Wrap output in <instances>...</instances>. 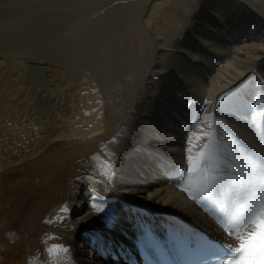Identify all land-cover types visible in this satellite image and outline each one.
<instances>
[{
	"label": "bare ground",
	"instance_id": "6f19581e",
	"mask_svg": "<svg viewBox=\"0 0 264 264\" xmlns=\"http://www.w3.org/2000/svg\"><path fill=\"white\" fill-rule=\"evenodd\" d=\"M103 4L111 19L96 23L92 19ZM253 11L264 14V0H0V176L41 157L52 160L50 173L70 162L61 153L63 147L88 141L95 144L99 179L91 173L90 180L69 188L70 202L77 205L75 217L63 212L39 230L18 264H138L119 258L115 237L131 243L141 230L150 243L158 229L170 226L161 219L153 227L152 216L116 205L121 196L184 212L197 228L222 236L174 184L179 170L187 169L186 157L198 155L204 140L198 137L208 125L193 124L205 110L217 125L220 118L264 153L252 132L253 122H264V105L254 106L264 97V24L255 21ZM65 13L68 21L57 26ZM130 16L135 17L132 25ZM133 29L136 46L130 43ZM144 39L152 43L146 47ZM146 50H155L147 62L142 59ZM255 68L262 75L253 79ZM233 87H238L236 94L216 105ZM190 132L195 135L189 146ZM221 135L229 162L237 169L245 167ZM126 151L131 173L114 179L112 171L118 170ZM87 189L98 198L82 209L76 201ZM113 206L121 207L120 220L127 225L105 224L112 219ZM11 221H0V252L18 255L15 250L25 244L26 234L24 229L11 230ZM91 224L97 228L88 231L85 226ZM100 230L114 234L99 241ZM63 236L76 243L78 261L70 251L49 256L47 249L53 245L65 248ZM3 260L0 255V264Z\"/></svg>",
	"mask_w": 264,
	"mask_h": 264
},
{
	"label": "rangeland",
	"instance_id": "374dc122",
	"mask_svg": "<svg viewBox=\"0 0 264 264\" xmlns=\"http://www.w3.org/2000/svg\"><path fill=\"white\" fill-rule=\"evenodd\" d=\"M103 6L104 4L100 5V8H98L100 13L97 14V17H99V19L96 17L92 19V21L98 23L106 19H111V14L107 13ZM67 14L68 13H65L62 18L56 21L57 26H61L68 21L67 16H65ZM252 15L256 22L264 24L263 13L253 11ZM134 18V16H130L128 20L129 25L133 24ZM137 20L139 24H142V15L138 16ZM138 29L140 31L139 35H143V29L140 26H138ZM129 31L127 35H129ZM135 35L133 29V33L129 35L130 43L136 46L137 39ZM151 43V41L144 39L143 44L146 45V47ZM127 46L130 47L128 44ZM154 52L155 50L153 53ZM153 53L152 51L149 53V50H146L142 54V59L145 57L147 62L148 54L152 55ZM141 69L143 71L146 69L145 64L141 63ZM260 70L259 68H255L254 72L250 73L253 79L256 78V75H260L261 77L262 74ZM5 81L7 80H4V82ZM10 83L11 82H6V87L11 88L12 86H10ZM3 87L5 88V86ZM237 90L238 87L228 89L218 97L215 104H223L233 97ZM13 95L15 98H21L19 95ZM244 122L248 123L249 121L248 119H244ZM217 123L218 125L215 123L213 127L215 129L216 139L219 143L221 156L226 161V171L223 173L226 176L224 184L217 189L214 199L201 203H197L195 200L191 199L186 192H182L181 188H178L183 193V196H185V199L192 203L195 212L207 218L210 223L221 232L222 236H217L212 234V232L197 228L193 225L192 221L183 214L184 212H175L165 208L160 209L151 205H143L132 197L124 198L121 196L122 199L116 197L117 202L115 204L128 206L133 214L138 213L148 217L152 216L150 221L154 224L153 227H158L160 224L158 220L161 219H164L168 226H170L168 228L158 229L159 233L157 238L151 240L150 243L147 242L145 233H142L139 228L138 230L140 231L137 235L138 240L135 239L134 242L125 243V241L123 242L115 237V240L119 241V253H123L119 255V258L123 256L126 262L133 261L132 263L137 260L138 264H140V262L141 264H217V261L229 257L230 247L235 245V241L227 235L222 225L234 214L237 204L241 202V198L246 191L252 187L253 184L257 183L258 177L256 174L252 173L250 169L246 167L237 169L229 162L226 157V150H224L226 145L221 131L229 140L237 156L238 153H243L252 160L261 162L264 161V153H261L247 144L231 126L223 124L220 118ZM253 126V136L264 151V122L257 119L253 122ZM219 130L221 131L219 132ZM136 141L138 140H134L133 142L135 143ZM206 142L207 139L205 137L199 148L198 154L202 151ZM138 145H141L140 142ZM63 148L64 149H61V153L67 154L66 157H71L70 162L60 167H54L50 173L48 172L49 168L52 166V160L43 161V157H41L38 158V161L34 164L24 162L12 168L8 173H4L0 176V221L10 218L12 220L9 226L10 229L21 233H23L24 229L26 234L25 244L23 246L19 245L15 250L19 252L18 255L0 252V255H2L5 260H3L2 264H18V261L28 254L31 242L36 241L37 236L41 233L40 231L44 230L47 225H51V222L59 218L61 213L68 211L71 217H75L74 213L76 211L74 210L77 205L70 202L69 188L71 186L75 187L79 184H83V182H86V178L90 180L91 178L88 176L91 173H93L92 175L94 176L92 179H98V172L94 162L96 156L95 144L84 141L78 142L77 144L66 145ZM66 157H62V159ZM130 157L131 154L128 151L121 155L118 170L112 171L114 179L131 173V171L127 169V164L130 163ZM198 182L199 177H195L194 179L192 177L190 178V184L192 186H196ZM174 186L177 187V183L174 184ZM96 198L98 197L92 196L91 190L87 189L81 192V196L76 203L78 202L83 209L84 205L89 203L92 204L97 200ZM117 207L119 206H113L111 210V213H113L112 219L105 223L107 226H117V223L120 226L127 225L120 220ZM61 209H66V211H61ZM117 216L119 217L118 219ZM46 221L49 222L46 223ZM161 221L163 223V220ZM136 224L139 225L140 223L136 221ZM95 226V224H91L85 226V228L90 231L95 230L97 228H94ZM115 230L112 232H115ZM36 231L37 234L35 235ZM121 232L124 234L127 233L125 229ZM113 234L114 233H111L109 230H100L96 237H98L99 241L104 242ZM30 235L33 236V240ZM73 237L76 239L78 236L76 235ZM67 239H69V241H67ZM123 239L127 241L126 237ZM64 241L66 242L65 248L72 252L73 260L78 261L80 257L76 251H73L76 249V243L72 237L67 236L66 239L64 238ZM77 244H79V246L82 245L81 243ZM16 257L18 259H16ZM131 257H135V261L133 259L131 260Z\"/></svg>",
	"mask_w": 264,
	"mask_h": 264
},
{
	"label": "snow or ice",
	"instance_id": "6c2138e0",
	"mask_svg": "<svg viewBox=\"0 0 264 264\" xmlns=\"http://www.w3.org/2000/svg\"><path fill=\"white\" fill-rule=\"evenodd\" d=\"M260 105H264V97L257 98L254 106ZM204 123H207L209 131L198 138L206 137L207 142L197 157L191 155L186 157L187 169L179 170L180 179L177 183V187L197 203L214 199L217 189L226 180L223 174L226 171V161L221 156L213 127L216 121L207 110L202 117L197 118L193 127L200 128ZM193 135L194 132L188 135L189 146ZM237 162H243L246 168L257 175L258 181L246 191L234 214L222 225L227 235L235 241V245L230 247L229 257L217 261V264H264V161L257 162L243 153H238ZM193 176L199 177L196 186L190 184V178ZM92 207L97 211L102 210L97 204H93ZM47 251L52 257L61 251L67 253L68 249L62 245H53Z\"/></svg>",
	"mask_w": 264,
	"mask_h": 264
}]
</instances>
